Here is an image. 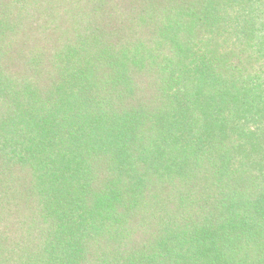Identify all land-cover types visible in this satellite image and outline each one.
Listing matches in <instances>:
<instances>
[{
  "label": "trees",
  "instance_id": "16d2710c",
  "mask_svg": "<svg viewBox=\"0 0 264 264\" xmlns=\"http://www.w3.org/2000/svg\"><path fill=\"white\" fill-rule=\"evenodd\" d=\"M0 264H264V0H0Z\"/></svg>",
  "mask_w": 264,
  "mask_h": 264
}]
</instances>
